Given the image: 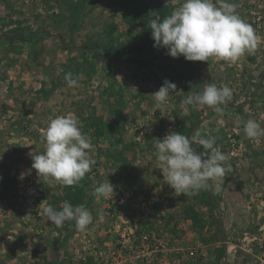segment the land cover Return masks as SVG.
Wrapping results in <instances>:
<instances>
[{"label": "rangeland", "instance_id": "obj_1", "mask_svg": "<svg viewBox=\"0 0 264 264\" xmlns=\"http://www.w3.org/2000/svg\"><path fill=\"white\" fill-rule=\"evenodd\" d=\"M229 2L256 46L234 62H201L153 47L149 21L180 0H0V264H264V136L242 130L248 119L264 128V0ZM69 72L78 86H67ZM165 79L177 88L158 109L151 94ZM204 83L232 89L231 116L182 106ZM59 115L78 118L95 160L70 187L31 167ZM169 130L216 136L232 170L210 190L174 192L154 148ZM107 180L114 193L95 196ZM64 201L93 223L47 222L43 208Z\"/></svg>", "mask_w": 264, "mask_h": 264}, {"label": "clouds", "instance_id": "obj_2", "mask_svg": "<svg viewBox=\"0 0 264 264\" xmlns=\"http://www.w3.org/2000/svg\"><path fill=\"white\" fill-rule=\"evenodd\" d=\"M235 9L236 5L229 0H180L170 15L162 20L157 17L149 21L153 47L165 48L172 58L183 56L187 61L207 62L210 57H218L234 62L256 46L253 27ZM64 80L70 88L78 86V78H73L71 72L65 74ZM202 85L198 92L182 100V106L213 107L219 116H231L225 108L232 99V89L215 83ZM176 88L175 83L165 79L159 90L151 94L155 107L165 108L170 93ZM242 124L246 137L264 136V128L254 119ZM217 139L210 134L194 132L187 136L172 130L162 139H156L155 159L164 183L178 194L210 190L211 181L224 178L232 170L227 163L228 156L217 146ZM41 142L44 151L31 154V167L42 181L54 180L62 186H74L95 164L90 155V138L82 133L74 115L51 118L42 131ZM193 144H198L204 151L197 152ZM215 190L221 191V186L217 185ZM113 193L114 186L109 180L94 188L97 197H109ZM42 211L47 222L58 227L66 221H74L75 228L84 231L93 223L89 209L84 205L74 206L68 201H64L59 210L49 204Z\"/></svg>", "mask_w": 264, "mask_h": 264}, {"label": "trees", "instance_id": "obj_3", "mask_svg": "<svg viewBox=\"0 0 264 264\" xmlns=\"http://www.w3.org/2000/svg\"><path fill=\"white\" fill-rule=\"evenodd\" d=\"M8 37V36H7ZM7 37H4L5 39H7ZM122 61L126 62V61H130L129 58H125V59H121Z\"/></svg>", "mask_w": 264, "mask_h": 264}]
</instances>
